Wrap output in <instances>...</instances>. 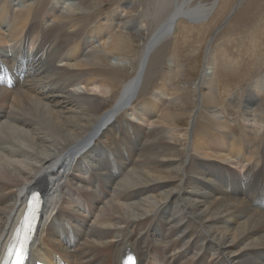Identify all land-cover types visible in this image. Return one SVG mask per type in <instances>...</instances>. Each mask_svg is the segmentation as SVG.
Masks as SVG:
<instances>
[{"label":"bare ground","instance_id":"1","mask_svg":"<svg viewBox=\"0 0 264 264\" xmlns=\"http://www.w3.org/2000/svg\"><path fill=\"white\" fill-rule=\"evenodd\" d=\"M79 1L0 0V264L35 192L45 203L28 264H264V117L246 124L260 85L218 91L209 45L196 104L169 91L183 70L173 56L168 81L138 98L158 47L180 22L206 23L218 0H170L153 29L151 13L127 15L137 0L88 13ZM233 95L239 136L218 109ZM71 183L92 191L86 208Z\"/></svg>","mask_w":264,"mask_h":264},{"label":"rangeland","instance_id":"2","mask_svg":"<svg viewBox=\"0 0 264 264\" xmlns=\"http://www.w3.org/2000/svg\"><path fill=\"white\" fill-rule=\"evenodd\" d=\"M200 1L202 4L204 3L206 5H209L212 4L214 0ZM237 1L238 0H218L216 6V8L218 9H215V14L213 13L206 23L190 25L184 22H180L176 27V33H174L172 37H170L169 39H167V41L161 44V46L158 47V49L156 50V54L154 53L153 57L151 58V61L149 63L150 65H148L146 71V74H148L150 77L148 79H150L151 81L148 80L146 77L147 80H145V85L143 86L141 93H139L140 96L138 98L143 97L144 95L151 94L153 92V88L158 86L161 80L163 82L168 81L169 77L167 75V69L170 64V61L173 60V56L174 63L176 65H182L183 70L180 77L177 75L174 76L175 79L172 80L170 86L168 85L169 91H178V97L181 105L196 104L194 103L196 100V92H194L193 86L197 82V77L200 76L201 71L204 69V51L206 50L207 46L210 45L209 48L212 50V52H214L212 55L215 57V74L218 76V79H220V83H223L219 85L218 91H224L226 86V89L230 88V90L233 91L232 93H235V91H238L235 88H237V86H241V84L244 85V88L246 85L249 84L247 86L248 89L252 88L256 84L260 85L261 91L259 92H262V97L258 98V104L256 103V106L250 108L251 113L255 111L256 112L254 116L249 117V122L247 121L246 123L248 127L252 128V130L257 128V124H260V122L257 121L258 118L264 117L263 115H261V112H264V73L259 74L261 71L259 72L257 70V66L254 64L257 60V56L256 54H254V51L256 52L258 44L259 48L257 52L262 53V56L264 55V0H240L238 2L240 4L237 3L235 6L236 8H233V11H235L233 16L229 19V21L227 20L228 22H226V25L224 26L222 23L224 22L225 16L229 12L228 10H230ZM119 2L123 4L126 3L127 0H81L79 1V5L81 7L77 6L76 8H80L85 11V13H88V11L91 10L90 5L96 4L104 12H109L111 10H115ZM160 3L161 0H137L134 5L131 4L132 6H129L130 9L127 12V15L130 14L133 16L136 13L138 14L139 12L140 14H142L141 12H144V14L148 13L149 15L151 12H159L157 6H160L162 7V13H160L161 18L165 19L172 9V4L170 0H168L167 2L164 1L161 5ZM194 4L195 3H193L192 5ZM66 5L67 2L60 3L58 8L65 10ZM153 13H151V15ZM151 15L148 16L147 24L151 26L150 29H153L155 28L158 19H155V15H152L153 17H151ZM241 25L244 28L242 27L243 29L237 30ZM235 30L237 32H235ZM215 32L217 33L215 34ZM142 34L144 33L141 32L140 35ZM132 35L133 37H136L135 41L138 43L139 38H137V34L134 33ZM212 38L213 40L211 41ZM137 43L135 44L134 48H138ZM253 47H255L254 51ZM226 83L228 84L225 85ZM78 89L80 90V92H82L80 88ZM233 96V99L230 98L228 102V104H230L231 106H226V108L228 107V109L220 107H218V109L219 113L223 115L225 119L227 118L226 121L229 122L232 133L236 136H239L240 131L238 121L240 123L242 122L241 124H243V120L245 118L239 119V114L237 112L238 103L236 102L237 100L235 98V95ZM257 105H259L260 109L258 111H260V113H257ZM179 109L180 108L175 107L171 111H173V113H177ZM5 112H7V110ZM124 115L127 119L131 120L132 122L138 123L135 118L128 116L127 112L124 113ZM175 116H177L178 118L180 114L177 113ZM177 120L180 121L179 119ZM254 121L256 122V124ZM123 123L124 121L122 122V124ZM141 124H143V122ZM250 134L254 136V132H250ZM251 139H253V137H251ZM133 140L136 141L134 137ZM136 142L138 143V141ZM137 143L135 145L133 144L134 151L141 153L142 150L139 151L138 147H142V144L137 145ZM119 153L122 158L123 156L120 151V148ZM229 174L230 173H228V176ZM92 175H95L100 178V175H96L95 172L94 174L92 173ZM68 182H70V180ZM71 187L82 196L85 201L84 207L86 208L85 198L87 199V197H85V195H91L92 191L90 193H87V191L83 187L76 186L74 185V183H71ZM94 195L98 196V193L94 192ZM51 196L62 200L64 204H70L71 197L66 198L61 194H51ZM83 216L84 213L81 214V217ZM84 218L85 220H89L90 215L87 214ZM41 234L43 235L45 241L48 242L49 240H53L52 238H48V235H50L48 230L46 232H41ZM67 256L69 257V253H67Z\"/></svg>","mask_w":264,"mask_h":264},{"label":"snow or ice","instance_id":"3","mask_svg":"<svg viewBox=\"0 0 264 264\" xmlns=\"http://www.w3.org/2000/svg\"><path fill=\"white\" fill-rule=\"evenodd\" d=\"M33 200L36 201L37 203L39 202V198L36 196L33 197ZM31 211H32V220L34 221L36 218L35 216L36 209L33 208ZM32 228H33L32 223H29V226H28L29 234L32 232ZM29 239H30V235L26 234L24 237V241L19 245L18 254L14 251L10 252L11 256H15L14 264H24V261L27 256V244H28ZM125 264H135V257L129 254V256L127 257V260L125 261Z\"/></svg>","mask_w":264,"mask_h":264}]
</instances>
